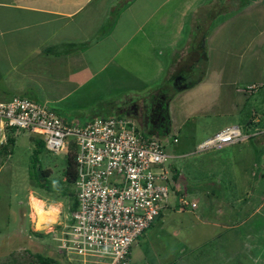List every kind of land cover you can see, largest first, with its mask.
Listing matches in <instances>:
<instances>
[{"label":"crops","instance_id":"crops-1","mask_svg":"<svg viewBox=\"0 0 264 264\" xmlns=\"http://www.w3.org/2000/svg\"><path fill=\"white\" fill-rule=\"evenodd\" d=\"M234 1L0 0V100L19 95L70 111L81 106L78 100L138 95L152 86L164 91L177 75L192 82L202 73L201 64L196 66L198 43L208 29L203 77L172 93L167 107L166 134L176 130L196 137L199 119H238L251 98L245 88L264 84V0L233 6ZM203 9L211 11L207 19ZM197 14L204 29L194 38ZM257 102L249 124L262 122ZM236 124L223 123L207 136ZM253 135L261 140L255 137L248 147L263 146L264 132ZM174 262L189 264L182 258Z\"/></svg>","mask_w":264,"mask_h":264},{"label":"rangeland","instance_id":"rangeland-1","mask_svg":"<svg viewBox=\"0 0 264 264\" xmlns=\"http://www.w3.org/2000/svg\"><path fill=\"white\" fill-rule=\"evenodd\" d=\"M244 1L235 0L232 5ZM173 80L161 92L162 86H152L138 95L112 99L110 96L87 103L78 100L81 106L70 111L55 110L62 119L76 124L89 119L93 113L124 115L121 110L127 105L145 106L158 96L169 97L176 93L178 83ZM251 86L245 88L251 98L238 119H199L202 126L196 137L188 138L185 132L176 130L167 136L157 135L164 151L171 156L168 166L175 172L176 196L171 193L163 216L133 245L131 264H170L179 258L189 264H264V145L257 146L253 142V148L247 144L255 137L260 142L259 136L253 134L264 132V84ZM256 101L258 114H263V119L260 124H249L247 121L252 119L253 113L251 104ZM230 121L253 137L230 148H199L209 131ZM246 122L252 125L247 127L249 130ZM3 133L0 132V264H35L40 254L52 257V264H70L57 253L59 241L55 238L62 235L63 224L69 222L76 199V186L65 174L74 150L52 152L46 148L42 136L26 130L12 128ZM9 137L14 139L10 145L7 144ZM248 167L251 169L244 170ZM53 179L59 180L60 191L53 190ZM32 191L44 199L63 201L61 224L36 230L28 215V194ZM181 196L190 204L179 205ZM191 202H195L196 207H192Z\"/></svg>","mask_w":264,"mask_h":264},{"label":"built area","instance_id":"built-area-1","mask_svg":"<svg viewBox=\"0 0 264 264\" xmlns=\"http://www.w3.org/2000/svg\"><path fill=\"white\" fill-rule=\"evenodd\" d=\"M12 128L42 136L52 152L74 150L77 207L55 238L58 254L70 264H131L133 245L168 208L171 193L176 196L171 156L160 139L130 116L70 123L46 104L19 95L0 100V130ZM248 138L239 125H230L199 148L223 149ZM178 204L190 201L181 196Z\"/></svg>","mask_w":264,"mask_h":264},{"label":"flooded vegetation","instance_id":"flooded-vegetation-1","mask_svg":"<svg viewBox=\"0 0 264 264\" xmlns=\"http://www.w3.org/2000/svg\"><path fill=\"white\" fill-rule=\"evenodd\" d=\"M186 81L190 79L184 76ZM168 97L154 99L149 105L138 106L130 104L122 108L121 113L135 118L142 130L163 136L169 127V115L167 110Z\"/></svg>","mask_w":264,"mask_h":264},{"label":"trees","instance_id":"trees-1","mask_svg":"<svg viewBox=\"0 0 264 264\" xmlns=\"http://www.w3.org/2000/svg\"><path fill=\"white\" fill-rule=\"evenodd\" d=\"M203 10H205V15H206L205 19H207V14L211 11H208L207 9H203ZM117 13H118V6L111 11L109 21L107 22V26H110L112 24V21H113L114 17L117 15ZM203 29H204V24L202 23V21H200V17H198V14H197L196 21H195L194 27H193V32H194L193 37L197 38V36H199L200 33H202ZM207 35H208V29L203 31V33L201 34V37H200V42L198 43V48H199L198 54L200 55V58L197 61L196 66L198 67L201 64L200 70L202 71V73L195 80H192V83H195V81H197L198 79H201L205 73V70H206L207 48H206V41L205 40H206ZM160 92H161V90H160ZM168 98L170 99L171 96H169ZM13 142H14V139L9 137L7 140V144L10 145ZM43 174H44V176L48 175V173L45 171L43 172ZM65 174H66L67 180L74 183L75 178H76L74 154H72L69 157L68 166H67V169L65 171ZM41 186L43 188H47L44 183H41ZM76 207H77V201L75 199L74 205L72 206L71 209L74 210ZM53 260L54 259L52 257H48V256L40 254L37 256V262L35 264H52ZM170 264H176V263L172 262Z\"/></svg>","mask_w":264,"mask_h":264},{"label":"clouds","instance_id":"clouds-1","mask_svg":"<svg viewBox=\"0 0 264 264\" xmlns=\"http://www.w3.org/2000/svg\"><path fill=\"white\" fill-rule=\"evenodd\" d=\"M54 191H60L59 180H52ZM64 213V203L56 199H44L35 191L28 194V215L34 222L36 230L39 231L45 226L55 224L60 221Z\"/></svg>","mask_w":264,"mask_h":264},{"label":"water","instance_id":"water-1","mask_svg":"<svg viewBox=\"0 0 264 264\" xmlns=\"http://www.w3.org/2000/svg\"><path fill=\"white\" fill-rule=\"evenodd\" d=\"M173 81H176L177 83H178V86L175 88V91H180V90H182V89H185V88H187V87H190V86H192L193 85V83L190 81L189 82V80L188 81H186V79H185V77L183 76V75H178V76H176L175 78H174V80ZM167 106H168V104H167ZM168 110V109H167ZM128 116V115H127ZM131 117V116H130ZM168 131V130H167ZM166 131V132H167ZM166 132H165V134L164 135H167L166 134ZM155 136H157V135H155ZM159 136V135H158ZM157 136V137H158Z\"/></svg>","mask_w":264,"mask_h":264}]
</instances>
